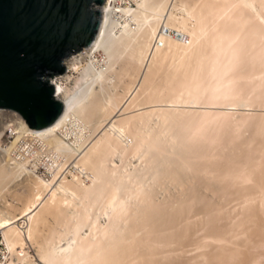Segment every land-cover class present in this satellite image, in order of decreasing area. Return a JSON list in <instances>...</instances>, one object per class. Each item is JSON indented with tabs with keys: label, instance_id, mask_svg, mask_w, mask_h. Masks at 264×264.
Here are the masks:
<instances>
[{
	"label": "bare ground",
	"instance_id": "bare-ground-1",
	"mask_svg": "<svg viewBox=\"0 0 264 264\" xmlns=\"http://www.w3.org/2000/svg\"><path fill=\"white\" fill-rule=\"evenodd\" d=\"M115 1L105 0L99 7L100 26L91 44L65 60V74L51 78L55 97L64 103L62 113L50 125L26 131L32 144L45 148L51 180L37 172L29 156L15 160L10 155L16 138L9 149L0 146V237L6 247L0 264H33L32 245L42 264H183L186 257L187 264H200L211 246L210 251H231L222 258L219 249L210 252L218 257L212 264H261L264 158L253 153L252 145L239 155L213 153L227 140L219 142L215 132L220 130L205 133L208 145L212 143L207 154L186 149L194 133L203 136L202 128L243 120L217 110L153 114L144 108L159 101L192 108L255 102L264 107V89H257L264 86V0H132L135 7L118 9ZM163 28L183 33L187 42L163 33ZM236 74L254 86L236 88ZM255 119L250 125L264 135V115ZM14 127L21 131L23 125ZM219 147H227L226 141ZM136 156L144 158L143 170L132 165ZM242 156L246 161H240ZM21 168L35 179L16 213L6 195L25 171ZM165 178L174 187L193 179L188 200L156 203L148 180ZM139 194L145 203L141 206L135 203ZM231 204L242 216L235 225L244 228L233 235L246 234L245 240L239 238L242 243L233 239L239 247L213 246L222 241L214 231L216 235L208 236L212 242H193L191 227H179L181 220L195 216L209 223L213 211ZM222 216L217 218L226 213ZM197 219L190 223L199 224ZM187 246L192 251L210 247L185 257L191 252Z\"/></svg>",
	"mask_w": 264,
	"mask_h": 264
},
{
	"label": "water",
	"instance_id": "water-1",
	"mask_svg": "<svg viewBox=\"0 0 264 264\" xmlns=\"http://www.w3.org/2000/svg\"><path fill=\"white\" fill-rule=\"evenodd\" d=\"M105 0H0V108L31 128L54 122L64 109L51 78L89 46Z\"/></svg>",
	"mask_w": 264,
	"mask_h": 264
},
{
	"label": "rangeland",
	"instance_id": "rangeland-1",
	"mask_svg": "<svg viewBox=\"0 0 264 264\" xmlns=\"http://www.w3.org/2000/svg\"><path fill=\"white\" fill-rule=\"evenodd\" d=\"M132 0H116L115 1V6H116V9H118L119 7H124V6H126V5H128V6H131V7H135V3L133 2ZM178 14H180L178 11H176ZM83 50V49H82ZM81 52V51H80ZM80 52H78V53H80ZM78 53H76V54H78ZM76 54H73V55H76ZM72 55V56H73ZM71 56V57H72ZM70 57V58H71ZM69 59V58H68ZM66 71H67V68H66ZM66 71H65V73H66ZM64 73V74H65ZM69 74H72V71H69ZM63 75V74H62ZM243 75L241 74V75H239V74H236V75H234V80L233 81H235L236 82V85L238 86H236V88H240L241 90H247V89H249L251 86H254V84L253 83H251V82H253L251 79H249V78H245V76L244 77H242ZM247 80V81H246ZM249 80V81H248ZM238 81V82H237ZM242 81V82H241ZM235 82H233V83H235ZM239 82H241V84H243V85H241ZM249 83H250V85H249ZM246 84V85H245ZM242 86V87H241ZM245 87V88H244ZM263 87V88H262ZM262 87H257V89L258 90H262V89H264V86H262ZM254 104L255 105H257V106H254ZM181 104H176V105H173V103H170V102H165V101H159V102H153V103H151V104H149V105H147L144 109H146V110H149V111H151L153 114H157V113H161V111H163V110H165V109H170V110H173V109H178L179 111L180 110H198V111H211V112H215L216 110L221 114V115H230V114H234V116H236L235 118H238V119H242L243 120V122L242 121H240V120H238V121H236V123L234 122H227V123H223V122H221L223 125H222V127H219V126H221V123H218L219 125H217L216 124V127L215 126H208V127H210V128H202L201 129V131H203L202 133H203V136H198V133H194L193 134V140L192 139H189V140H187V142H186V144H187V147H186V149H188V151L191 153V150H192V153L191 154H194V155H196L197 153L198 154H200V153H205V154H207L206 152V150H207V147L209 148V147H212V143H210L211 144V146H210V144L208 145V140H206V138L207 137H205V135L206 134H212V133H214L216 130H220L221 131V133L219 134L217 131L215 132L216 134H217V137H219L220 138V141L219 142H221V141H223L224 139H227V140H224V142L223 143H221V144H225V141H226V146L227 147H225L223 150L225 151H223V150H220L219 151V149H220V145H218L217 146V148H214L213 149V153L215 152H217L218 151V153L219 152H221V155H227V153H228V155H230V154H236V153H238V155L239 154H241V151H242V153H244V152H247L248 150H251L252 148V151H254L253 153L255 154V155H259V156H262V158H264V147H262L261 148V146L260 145H262V146H264V140H263V133H261V131L258 129V128H256L255 127V129H254V127L252 126V125H250V124H252L251 123V120H252V122L254 121V119L256 118V119H259V118H261L263 115H264V107H262V106H258V104H256V102L255 103H253V106L252 105H236V106H232V105H202V106H199L198 108L197 107H194V108H192V107H189V106H186V105H183V106H180ZM177 106H179V107H177ZM205 108H204V107ZM148 107V108H147ZM212 107V108H211ZM216 109H215V108ZM262 107V108H261ZM134 112H139L138 110H136V111H134ZM224 113V114H223ZM236 113V114H235ZM242 116V117H241ZM250 117V118H249ZM254 117V118H253ZM154 118V120L151 122V125H152V127H154V128H156L157 127V125L158 124H156V123H154V122H157V118L156 117H153ZM245 120H244V119ZM248 118H249V120H248ZM8 119H12V118H8ZM255 119V120H256ZM245 121V122H244ZM247 121V122H246ZM239 123V124H238ZM233 124V125H232ZM247 124V125H246ZM231 125V126H230ZM250 125V126H249ZM1 126H2V128H0V136H2V133H3V131H4V129H5V122L3 121L2 123H1ZM233 126V127H232ZM226 127V128H225ZM228 128V129H227ZM215 129V130H214ZM225 129H226V131H225ZM249 129H252V130H249ZM210 130V131H209ZM200 131V132H201ZM213 131V132H212ZM252 131V132H251ZM254 131V132H253ZM199 132V133H200ZM225 132V133H224ZM206 133V134H205ZM222 133H223V135H225V136H223L222 135ZM253 133V134H252ZM196 134H197V136H196ZM219 134V135H218ZM252 134V135H251ZM220 135H222L221 137H220ZM233 135V136H232ZM250 135V136H249ZM246 136V137H245ZM223 137V138H222ZM234 137V138H233ZM202 138V139H201ZM228 138L230 139L229 141H228ZM250 138V139H249ZM197 139H199V140H197ZM243 139V140H242ZM245 139V140H244ZM246 140H254L253 142L251 141V143L249 144V145H244V143H243V141H246ZM263 140V141H262ZM6 141H7V138L5 137V136H3V137H1V139H0V146H1V148H3L4 147V144L6 143ZM227 142H228V145H227ZM236 142V143H235ZM243 143V145L241 146V144ZM258 142V143H257ZM199 143V144H198ZM239 143V144H238ZM207 146H206V145ZM215 143L213 142V145H214ZM230 144V145H229ZM235 144V145H234ZM237 144V145H236ZM198 145V146H197ZM205 145V146H204ZM253 147H252V146ZM257 145V146H256ZM197 146V147H196ZM201 146V147H200ZM204 146V147H203ZM237 146V147H236ZM239 146V147H238ZM194 147V148H193ZM206 147V148H205ZM243 147V148H242ZM249 147H252L251 149L249 148ZM190 148V149H189ZM191 148H193V149H191ZM226 148H227V150H226ZM230 148V149H229ZM240 148H242V149H240ZM197 150V151H196ZM209 150V149H208ZM240 150V151H239ZM211 151V150H210ZM237 151V152H236ZM200 152V153H199ZM223 153V154H222ZM230 153V154H229ZM1 154H3V153H1ZM219 157V159H220V156H218ZM217 157V158H218ZM217 158H212V159H217ZM244 160L246 161V158H244L243 159V156L242 157H240V161H242V162H244ZM132 165H134V167L135 168H137V169H140V170H143L145 167L144 166H146V164H145V162L143 163V161H144V158H138L137 156L136 157H132ZM118 164L120 163V162H117ZM135 163V164H134ZM140 163H142L141 165H140ZM240 164V163H239ZM143 165V166H142ZM140 166V167H139ZM240 167V165H238V167L237 168H239ZM20 168V167H19ZM21 169H23V170H25V171H23L21 174L22 175H20L14 182H12L10 185H9V187L11 186V188H9V190H11V191H7L9 194V196L8 195H6L8 198H10L9 200L14 204V205H16V207L17 208H15V212L17 213L18 211H19V209L21 208V205L23 204V200L21 199L26 193H27V191L29 190V189H27V187H28V185H30L31 183H33V180L35 179V177L32 175V173L30 172V170H27V169H24V168H21ZM25 173V174H24ZM68 175V174H67ZM32 177H34V179L32 178ZM27 178V179H26ZM44 178H46V177H44ZM51 178H52V176H51V174H50V176L48 177V179H50L51 180ZM69 179H71V176H69ZM28 183H30V184H28ZM148 184H151V187H152V189H153V191H154V201L156 202V203H161V202H164L165 200L167 201V200H169L170 198H175V197H182L183 199H185V200H188V194L191 192V190H192V185H194V180L193 179H190V180H188L186 183H184V184H182L181 186H177V187H174L175 185L172 183V182H170L168 179H159V180H157V181H155L154 179H149L148 180ZM155 187V188H154ZM159 187V188H158ZM181 187V188H180ZM155 189V190H154ZM157 191V192H156ZM11 192V193H10ZM157 194H156V193ZM22 194V195H20V194ZM7 194V193H6ZM17 194V195H16ZM219 194H221V193H219ZM214 196V198H215V200L217 201H219L220 199H218L217 198V194H215V195H213ZM141 200H142V198H141V194H139L137 197H136V199H135V203H137L138 204V206H141V205H144L145 203L144 202H141ZM22 203V204H21ZM140 204V205H139ZM18 209V210H17ZM227 209H229L228 211H227ZM231 209V210H230ZM233 209V206H232V204L231 205H229V206H227L226 207V209H221V210H219V212H218V210H215L216 211V214L218 215L219 213H220V215L222 216V215H224L225 213H226V216H224V218H222L221 217V219L220 218H217V217H220V215H216V217L214 218V216H215V214L213 215V213H215V211H213L212 212V216H213V218H212V216L211 217H209V219H211V222H209V223H205L204 222V224L201 222V220L199 219L200 217H198V216H195L194 217V220H193V218L192 219H184V221H182L181 220V222H180V224H179V227H182V225H183V228L185 227H187V228H190L191 230H190V232L192 233V235H191V237L193 236L194 238H192V239H194L193 240V242H195L196 240L198 241V240H200L201 242H208V241H210V242H212V237L211 236H214V235H216V234H218V235H216L215 237L216 238H220V239H222V241L220 240V242L219 241H214V242H212V245L213 244H223L224 245V243H225V247H227L228 245H230V246H232V247H230V248H235V247H239V246H237L238 244H235V243H233V242H235V240H236V238H237V240L238 241H240V239L239 238H241V240L242 239H244L245 240V238H246V234H244L243 235V233H240V235L239 234H237V236L235 237L233 234H234V231H239V230H241V229H244V228H242L240 225H235V223L237 222H235V219L236 218H239L240 219V216L239 215H237L236 213H235V211H233L232 210ZM224 211H226L225 213H223ZM13 212V211H12ZM231 212V213H230ZM228 215H231V216H229L228 217ZM242 217V216H241ZM198 218V219H197ZM227 218H228V220H227ZM230 218V219H229ZM196 219H197V221L199 222V220H200V222H199V224L201 225V224H203L202 226H200L198 223H192L193 225H194V227H192L193 225L190 223V222H192V221H195L196 222ZM220 220L219 222H220V225L218 224L219 222H218V220ZM223 219V220H222ZM103 220V219H102ZM188 220H190L189 221V223H188ZM217 221L216 223L215 222H213L212 223V221ZM51 221V220H50ZM222 221V222H221ZM227 221V222H226ZM187 222V223H186ZM51 223H52V221L51 222H49V225H51ZM182 223V224H181ZM185 224V225H184ZM196 224H198V225H196ZM215 224V225H214ZM52 225H53V223H52ZM187 225V226H186ZM192 225V226H191ZM216 225H218L217 227H216ZM227 225H228V227H227ZM190 226V227H189ZM197 226H198V228H197ZM200 226V227H199ZM212 228H211V227ZM213 226H214V228H213ZM219 226H220V228H219ZM221 226H223L222 228H221ZM225 226H226V228H225ZM203 227V228H202ZM216 227V228H215ZM232 227V228H231ZM240 227V228H239ZM194 228H195V230H194ZM253 229V228H252ZM193 230V231H192ZM216 232V234H214V233H212V232ZM250 230L248 229V232H249ZM227 232V233H226ZM232 232V233H231ZM194 233V234H193ZM211 233H212V235H211ZM221 235H220V234ZM224 234H225V236H224ZM229 236H231V237H229ZM207 235V238L205 237ZM209 235H211L210 237H208ZM223 235V236H222ZM204 236V237H203ZM234 236V237H233ZM238 236H240V237H238ZM225 237V240H223V238ZM228 238V239H227ZM229 238L231 239V240H229ZM235 238V240H233ZM202 239V240H201ZM229 240V241H228ZM232 242V243H226V242ZM237 241V242H238ZM240 243H242L241 241H240ZM260 244V248L258 249V251L259 250H264V244H262L261 245V243H259ZM214 246V245H213ZM190 250H191V252L189 251V253L187 252V253H185V257L186 256H191V255H193L195 252H197V251H199V252H204L205 253V250H207L208 251V248L210 247V246H207L206 248L205 247H203V248H200L199 250H196V251H192L193 250V247L192 246H187ZM216 247L217 246H215V248L214 249H216ZM187 248V249H188ZM205 248V249H204ZM212 246H211V249L209 248V251L207 252L208 253V255H205L204 256V260H203V262H201L200 264H212V263H214L216 260H214L215 258H214V254H212L211 255V253H213L214 251H210V250H212ZM256 248V249H255ZM254 249H255V251L257 250V248L258 247H255ZM29 249V251H30V254L32 255V259L34 260V263L35 264H42V262L38 259V257H37V251H36V247H34V245H32V247H30V248H28ZM188 249V250H189ZM204 249V250H203ZM213 249V250H214ZM219 249V250H218ZM253 249V250H254ZM216 250H218L217 251V253L220 255V256H218V257H221V256H227L228 255V253H230L231 251H230V249H229V251H228V253H227V251H225L224 249H222V248H218L217 247V249ZM216 250H215V252L214 253H216ZM222 250H224V251H222ZM220 251V252H219ZM222 251V252H221ZM211 252V253H210ZM223 252L225 253L224 255H223ZM216 253V254H217ZM222 254V255H221ZM5 255V254H4ZM208 256V257H207ZM211 256V257H210ZM264 256V255H263ZM262 256V258L260 259L261 261H263V262H261V264H264V257ZM217 257V258H218ZM261 256H259V258H260ZM209 258H210V260H209ZM214 258V259H213ZM222 258V257H221ZM258 257H256V260H258L259 259ZM3 261L5 260L4 259V256H3V259H2ZM186 261V262H185ZM214 261V262H213ZM259 261V260H258ZM33 263V264H34ZM19 264H21V263H19ZM183 264H187V257H186V259H184V261H183ZM188 264H189V261H188Z\"/></svg>",
	"mask_w": 264,
	"mask_h": 264
},
{
	"label": "built area",
	"instance_id": "built-area-1",
	"mask_svg": "<svg viewBox=\"0 0 264 264\" xmlns=\"http://www.w3.org/2000/svg\"><path fill=\"white\" fill-rule=\"evenodd\" d=\"M163 33L167 35H173L177 37L180 40H183L187 42L186 36L178 32L176 30H170L167 28H163L162 30ZM12 118V119H8ZM0 121L5 122V130L2 133V137L5 136L7 138L6 143L4 144V147L9 149V146L11 142L16 138V141L14 142V145L10 148L11 150V156L16 158L15 160H22L26 156H29V161L36 163L35 166L37 167L36 170L37 172L44 176L48 177L50 176V173L48 169L45 167L44 164L47 162V153L45 151V148H41L38 144L34 145L32 144L31 141L28 140L27 132L35 130V128H29L28 125L24 122V120L21 118V116L16 113L15 111L8 110V109H2L0 108ZM22 123L23 128L21 131L16 129L14 126ZM26 125V127L24 126ZM32 144V148H29L28 143ZM29 148V149H26ZM34 148L38 150V153L35 152ZM24 149H26L24 151ZM34 156V157H33ZM40 159V160H39ZM16 162V161H14ZM6 251V247L4 245V242L2 238L0 237V259L3 258V253Z\"/></svg>",
	"mask_w": 264,
	"mask_h": 264
},
{
	"label": "clouds",
	"instance_id": "clouds-1",
	"mask_svg": "<svg viewBox=\"0 0 264 264\" xmlns=\"http://www.w3.org/2000/svg\"><path fill=\"white\" fill-rule=\"evenodd\" d=\"M3 109V108H2ZM8 110H10V109H8ZM13 111V110H12ZM17 113V112H16ZM22 118V117H21ZM23 119V118H22ZM36 129V128H35Z\"/></svg>",
	"mask_w": 264,
	"mask_h": 264
}]
</instances>
